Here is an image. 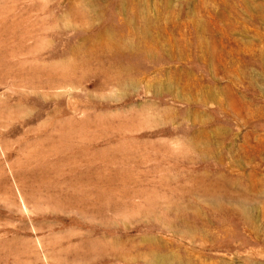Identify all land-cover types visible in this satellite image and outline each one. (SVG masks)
<instances>
[{"label":"rangeland","instance_id":"374dc122","mask_svg":"<svg viewBox=\"0 0 264 264\" xmlns=\"http://www.w3.org/2000/svg\"><path fill=\"white\" fill-rule=\"evenodd\" d=\"M0 264H264V0H0Z\"/></svg>","mask_w":264,"mask_h":264}]
</instances>
